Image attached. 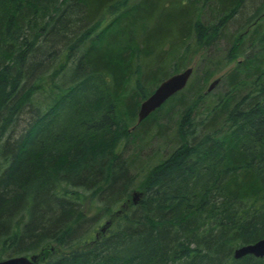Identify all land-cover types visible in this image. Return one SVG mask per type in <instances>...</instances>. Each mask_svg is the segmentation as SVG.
I'll return each mask as SVG.
<instances>
[{
    "label": "trees",
    "instance_id": "1",
    "mask_svg": "<svg viewBox=\"0 0 264 264\" xmlns=\"http://www.w3.org/2000/svg\"><path fill=\"white\" fill-rule=\"evenodd\" d=\"M182 1L184 32L149 44L154 0H0V259L264 264L233 256L264 236V0ZM235 15L215 67L208 52ZM192 53V74L210 66L136 124L140 101ZM168 105L181 110L178 139L136 180L117 146L143 139Z\"/></svg>",
    "mask_w": 264,
    "mask_h": 264
},
{
    "label": "rangeland",
    "instance_id": "2",
    "mask_svg": "<svg viewBox=\"0 0 264 264\" xmlns=\"http://www.w3.org/2000/svg\"><path fill=\"white\" fill-rule=\"evenodd\" d=\"M154 1L157 2L159 10L157 11V16L150 18L148 22V28L150 34L149 44H153L154 40L163 37L176 39L181 34V31L184 32L186 28V23L190 16L189 9L182 0H154ZM198 5L200 6V4ZM149 6H150L149 3L144 4V9H149ZM213 17L214 14L212 13V11H210L209 9L201 8V11L199 12V18L203 22H207L209 21V19ZM238 24H239V18L237 17V15H235L232 20L226 23V27L223 30L224 32L223 36L218 40V42H216L214 48H211L208 52L209 55L208 57H210V59L217 60L218 58L223 57V55L227 51V48L229 47L230 37L232 34L235 33ZM143 31L144 29L140 30V32L142 33ZM140 32H138V34H140ZM139 38L140 35L138 36V39ZM190 43L192 44V42ZM166 48L168 49V47ZM190 48L193 49V45H191ZM177 53L179 52L175 51L173 52V54L171 53V55H169V60H172L173 57L175 58V55ZM195 54L193 56L194 59L197 57V55L195 56ZM149 58H151V56L147 58L137 59L136 62L143 64L142 62H147ZM193 58L191 59L190 64L192 63ZM237 58L238 57H235L234 60ZM171 63H169V65H171ZM204 65L210 66V63L203 62L201 66L197 68L196 74L201 70V68ZM144 70H145V66H144ZM196 74H192L190 80H192L193 77L196 76ZM219 74L214 76L216 77ZM134 83L135 80L134 78H132L127 86V92L132 91V89L134 88ZM180 111H181L180 108H175L174 110H171V105H168L167 107H165V110H163L160 113L161 114L160 120L155 122L152 121L150 122L151 124L149 126L150 128L147 130L145 134H142L145 135L143 139L141 138L135 140L133 139V141L129 142L126 147H124L125 141L124 139H122L120 144L117 146V150H119L120 152H124L123 154L125 156H130V158H132L133 160L132 165L134 172L135 173L138 172L136 174L137 177L136 180H141L144 174L146 173V170H148V167L154 165L159 160H161L169 152V150H171L173 146H175V144L173 143V139H174V135H176L177 120L179 118ZM128 124L131 126L130 123ZM70 161L73 162L74 160L70 159ZM130 198H132V193ZM84 210L86 213L91 212L89 205L86 204ZM107 227L108 226L106 225L104 229L105 228L107 229ZM51 247L56 248L55 245H51L50 249H52Z\"/></svg>",
    "mask_w": 264,
    "mask_h": 264
},
{
    "label": "water",
    "instance_id": "3",
    "mask_svg": "<svg viewBox=\"0 0 264 264\" xmlns=\"http://www.w3.org/2000/svg\"><path fill=\"white\" fill-rule=\"evenodd\" d=\"M192 71V67L188 66L184 68L182 71L172 74L171 76L167 77L166 79L162 80L154 91L145 99H143L138 108V121L146 117L150 112H152L155 108L160 106L170 95L175 93L177 90L184 87L187 79L190 76ZM219 79H213L208 87L207 90H211L217 83ZM140 192L134 191L132 193V200L136 202L138 195ZM108 220L105 221V225L108 224ZM103 225L101 230L104 229ZM245 254H252L254 256H263L264 255V238L255 241L253 243H248L241 245L234 249L233 256L235 258H239ZM38 258L37 254L27 255H16L11 256L6 259L0 260V264H36V260Z\"/></svg>",
    "mask_w": 264,
    "mask_h": 264
},
{
    "label": "bare ground",
    "instance_id": "4",
    "mask_svg": "<svg viewBox=\"0 0 264 264\" xmlns=\"http://www.w3.org/2000/svg\"><path fill=\"white\" fill-rule=\"evenodd\" d=\"M259 1H261V0H259ZM259 1H258L257 5L259 4ZM262 15L264 16V9H263V11H262ZM246 19H247V17L244 18L241 22H244ZM238 26H239V25H237L235 32L238 31V30H237V29L239 28ZM201 53H202V52H201ZM56 54H57V53H53V56H56ZM166 57H169V55H167ZM208 59H210V57H208ZM208 59H207V58L205 59V63H206V61H208ZM197 61H199V55H197V57H196L195 59L193 58L192 63H191L190 65H188V66H191V67H192V70H193V68L195 67ZM220 64H221V61H217V60H215V59L213 60V63H212L213 66L217 67V66H219ZM188 66H186V67H188ZM229 66H230V64L220 66L219 70H218L217 72H215L213 75H217V74H219V73H220V74H219L218 76H216V77L213 76L212 78H210V80L208 81L207 87H208L209 83H210L213 79H215V78H218V79H219V78H220L219 76H220L223 72H225ZM186 67H185V68H186ZM181 71H182V70H181ZM178 72H180V71H178ZM192 72H193V71H191L190 76H189V78L187 79V81H186L184 87L187 85V83H188L190 77L192 76ZM174 73H177V72H174ZM174 73H171V74L168 75L167 77L171 76V75L174 74ZM167 77H166V78H167ZM166 78H164V79H166ZM164 79H162V80H164ZM162 80H161V81H162ZM161 81H160V82H161ZM160 82H159V83H160ZM218 82H219V81H218ZM159 83H158V84H159ZM158 84H157V85H158ZM157 85L154 87V89L157 87ZM216 85H217V84H216ZM216 85H215V86H216ZM215 86H214V87H215ZM184 87H183V88H184ZM214 87H213L212 89H214ZM183 88L177 90L176 92L182 90ZM154 89L152 90V92L154 91ZM212 89H211V90H212ZM211 90H210V91H211ZM152 92H151V93H152ZM176 92H175V93H176ZM151 93H150V94H151ZM150 94H148L145 98H147ZM173 94H174V93H173ZM173 94H172V95H173ZM172 95H170L169 97H171ZM169 97H168V98H169ZM145 98H144V99H145ZM168 98H167V99H168ZM167 99H166V100H167ZM166 100H165V101H166ZM165 101H164V102H165ZM164 102H163V103H164ZM163 103H162V104H163ZM162 104H161V105H162ZM161 105H160V106H161ZM158 107H159V106H158ZM158 107H157V108H158ZM155 109H156V108H155ZM155 109H154V110H155ZM154 110H153V111H154ZM137 113H138V110H137ZM137 113H136V120H135V123H136V124L139 123L141 120H143V119L145 118V117H144L143 119H141L140 121H138ZM150 113H151V112H150ZM150 113H149V114H150ZM146 117H147V116H146ZM178 121H179V118H178V120H177V125H178ZM132 128H133V125H131V126L128 127V129H132ZM174 139H178L177 135H174ZM174 139H173V140H174ZM173 143L175 144V142H173ZM173 147H174V146H173ZM135 191H136V190H135ZM133 192H134V191H131V193H133ZM262 238H264V236L261 237V238H259V239H257L256 241H258V240H260V239H262ZM238 247H239V246H238ZM51 248H52V249H50L51 251L56 250V248H53V247H51ZM236 248H237V247H236ZM57 250H58V249H57ZM32 254H37V255H38V258H37V260H36L37 262L42 258V253H40V252H35V253H32ZM30 255H31V254H30ZM245 255H247V254H245ZM27 256H29V255H27ZM263 256H264V255H263ZM263 256H260V257H263ZM257 257H258V256H257ZM6 258H8V257H3V258H1L0 260H2V259L4 260V259H6ZM37 262H36V263H37Z\"/></svg>",
    "mask_w": 264,
    "mask_h": 264
}]
</instances>
